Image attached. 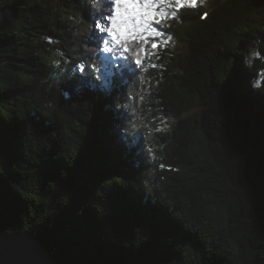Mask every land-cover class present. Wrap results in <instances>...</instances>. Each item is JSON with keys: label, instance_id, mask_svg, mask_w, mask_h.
Returning a JSON list of instances; mask_svg holds the SVG:
<instances>
[{"label": "trees", "instance_id": "16d2710c", "mask_svg": "<svg viewBox=\"0 0 264 264\" xmlns=\"http://www.w3.org/2000/svg\"><path fill=\"white\" fill-rule=\"evenodd\" d=\"M207 4L138 67L96 0H0L2 231L59 264H264V0Z\"/></svg>", "mask_w": 264, "mask_h": 264}, {"label": "snow or ice", "instance_id": "6c2138e0", "mask_svg": "<svg viewBox=\"0 0 264 264\" xmlns=\"http://www.w3.org/2000/svg\"><path fill=\"white\" fill-rule=\"evenodd\" d=\"M99 12L92 18V35L101 50L106 53L122 51L135 57L136 66H142L149 56L158 58V39L166 36L164 25L182 19L189 10H199L204 0H96ZM207 17L203 12L201 19ZM172 38L167 36L166 45ZM150 45L152 53H147ZM142 53L145 55L142 57ZM259 57V53L255 54ZM112 57L104 56V61ZM81 73L89 66H77ZM97 73L96 80L106 82L107 65L100 69L94 63L90 66ZM155 67V65H153ZM89 75H92L89 72ZM94 87L96 85H93ZM102 86V85H101Z\"/></svg>", "mask_w": 264, "mask_h": 264}, {"label": "water", "instance_id": "95a60500", "mask_svg": "<svg viewBox=\"0 0 264 264\" xmlns=\"http://www.w3.org/2000/svg\"><path fill=\"white\" fill-rule=\"evenodd\" d=\"M0 264H59L29 231L7 233L0 229Z\"/></svg>", "mask_w": 264, "mask_h": 264}, {"label": "rangeland", "instance_id": "374dc122", "mask_svg": "<svg viewBox=\"0 0 264 264\" xmlns=\"http://www.w3.org/2000/svg\"><path fill=\"white\" fill-rule=\"evenodd\" d=\"M208 1L209 0H204V3H203V5H202V7L199 9V10H189V11H187L184 15H183V17H182V19H180L179 21L181 22V23H185L187 20L185 19V17H189V16H197V15H202V13L203 12H205L206 11V9H207V6H208ZM211 1V0H210ZM167 36H170V35H166V36H162L161 37V40H162V42L164 43V41L167 39ZM169 44H172V46L173 47H175V48H177V49H180V51L181 50H183V45H180V43H175V41L174 40H170L169 42H168ZM155 50H152L151 48H150V45L148 46V50H147V53H152V52H154ZM149 57H151V58H153V56H149ZM108 75L110 76V73L108 72Z\"/></svg>", "mask_w": 264, "mask_h": 264}]
</instances>
